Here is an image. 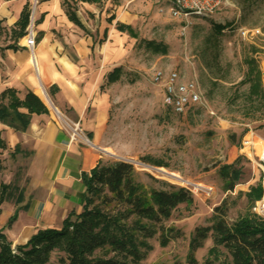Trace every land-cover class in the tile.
Segmentation results:
<instances>
[{
  "label": "rangeland",
  "instance_id": "rangeland-1",
  "mask_svg": "<svg viewBox=\"0 0 264 264\" xmlns=\"http://www.w3.org/2000/svg\"><path fill=\"white\" fill-rule=\"evenodd\" d=\"M232 2L235 8L212 19L190 18L188 24L161 14L160 0H102L86 8L81 4L75 7L88 25L94 26L97 37L109 25L114 26L116 21L109 24V17L113 13L120 16L123 7L136 35L134 39L114 38L125 46L127 58L124 56L120 81L110 86L105 82L102 87L111 104L109 123L101 138L109 153L107 160L132 161L136 181L146 189H162L167 184L191 190L198 188L192 185L213 188L210 196L196 191L193 204H182L173 212L164 223L173 231L166 245L159 234L146 240L141 248L143 264H192L190 259L196 264H220L224 254L221 248L217 255L210 254L212 238L203 248L190 252L193 232L212 225L214 209L224 200L230 209L229 223L253 214L255 204L248 202L246 194L264 184L263 159L257 147L248 142L262 140L264 146V107L247 103L248 86L240 84L248 71L245 61L252 58L258 63L264 87V0ZM219 25L224 27L221 33ZM242 31H255L256 35L244 37ZM152 42L165 46L167 53H154L148 45ZM155 69L177 71L186 79L196 77L208 106L184 115L164 107L161 91L152 82ZM44 103L57 115L52 104ZM146 159L160 162L161 168L182 181L158 172L161 168L148 165ZM232 164L242 175L235 190L225 192L219 170ZM3 172L10 174L14 169L0 161V175ZM5 180L0 177V184ZM61 259H66L65 253L55 250L48 264H62Z\"/></svg>",
  "mask_w": 264,
  "mask_h": 264
},
{
  "label": "crops",
  "instance_id": "crops-1",
  "mask_svg": "<svg viewBox=\"0 0 264 264\" xmlns=\"http://www.w3.org/2000/svg\"><path fill=\"white\" fill-rule=\"evenodd\" d=\"M100 2L0 0V96L11 90L23 102L32 93L48 110L44 114H30L24 107L14 111L8 108V98L0 100V141L5 145L0 147V161L14 169L0 175L7 179L0 184V232L12 248L26 245L39 231L60 230L71 214L82 213L87 199L83 176L109 158L101 138L111 104L102 87L120 81L127 58L125 46L114 38L136 35L117 28L118 24L132 28L129 13L121 7L120 16L109 17V24L116 21L114 26L97 37L94 26L75 7ZM27 4L29 25L18 38L13 30ZM68 5L80 25L70 20ZM31 24L32 51L26 45ZM115 69H120L119 80L110 84L108 77ZM41 91L57 115L44 103ZM20 115L29 122L25 128ZM64 121L79 126L84 143L70 140Z\"/></svg>",
  "mask_w": 264,
  "mask_h": 264
},
{
  "label": "trees",
  "instance_id": "trees-1",
  "mask_svg": "<svg viewBox=\"0 0 264 264\" xmlns=\"http://www.w3.org/2000/svg\"><path fill=\"white\" fill-rule=\"evenodd\" d=\"M77 1L98 3L102 0ZM29 16L30 6L27 4L13 30L16 37L25 35ZM68 16L80 25L69 5ZM117 28L133 33L129 26L118 24ZM217 29L221 33L224 27L219 25ZM148 45L154 53H167L165 46L153 42ZM245 63L248 71L240 84L248 86L246 101L253 107L256 103L264 107V87L258 63L252 58L246 59ZM119 73L120 69H115L109 75L110 84L119 80ZM5 98L9 99L8 108L14 111L24 107L30 114L48 113L46 106L32 93L22 102L14 91L8 90L0 96V100ZM19 117L25 128L29 123L27 117ZM234 139L232 136L231 141L234 142ZM4 146L0 141V147ZM146 161L148 165L163 167L158 161ZM219 174L224 181L225 192H233L242 175L241 169H236V164L222 166ZM83 182L87 187L83 212L71 214L60 230L39 231L26 245L16 248H12L0 232V264H48L55 250L65 253L66 259L60 260L62 264H143L141 248L146 246V240L159 234L162 245H166L173 231L164 223L180 205L194 202L189 190L176 185L146 189L136 181L134 166L124 161L100 162L90 175L83 176ZM6 188L3 186L2 189ZM2 196L3 193L0 200ZM246 197L252 205L260 201L264 197L263 182L252 187ZM229 210L227 200L215 207L212 225L197 227L193 232L190 252L203 248L204 243L212 238L214 246L210 254L217 255L218 248H221V255L224 254L220 264H264V218L253 213L229 223ZM190 262L196 264L194 259H190ZM205 264L214 263L206 261Z\"/></svg>",
  "mask_w": 264,
  "mask_h": 264
},
{
  "label": "built area",
  "instance_id": "built-area-1",
  "mask_svg": "<svg viewBox=\"0 0 264 264\" xmlns=\"http://www.w3.org/2000/svg\"><path fill=\"white\" fill-rule=\"evenodd\" d=\"M36 3L35 1L33 8ZM160 4L159 12L161 14H168L171 18L187 24L190 18L212 19L215 14L221 15L223 11L235 8L232 0H160ZM32 18L31 16V20ZM183 30L185 32V29ZM242 34L244 37H248L249 35L255 37L256 32L242 31ZM34 39V31L31 24L26 36V45L30 51L34 48ZM152 82L161 91L163 106L170 109L176 115H184L195 108L208 106L204 91L196 77L194 79H186L183 74L177 71L155 69L152 75ZM63 123L69 132L71 141L85 142L78 125L71 126L66 121ZM129 164L134 166L132 161H129ZM192 186L195 187L196 185ZM196 187L199 189L194 188L191 190L187 187L185 189L189 190L192 194H195L196 191H201L206 196H210L213 192L212 187L201 185H197ZM252 210L257 216L264 218V197L255 203Z\"/></svg>",
  "mask_w": 264,
  "mask_h": 264
},
{
  "label": "bare ground",
  "instance_id": "bare-ground-1",
  "mask_svg": "<svg viewBox=\"0 0 264 264\" xmlns=\"http://www.w3.org/2000/svg\"><path fill=\"white\" fill-rule=\"evenodd\" d=\"M40 94L42 95V97L48 102L50 103V100L48 99L47 95L45 93H43L42 91L40 92ZM51 104V103H50ZM249 144H252L254 146L257 147L260 156L262 157V159H264V146H263V141L261 140L259 143L256 142H252V141H248ZM158 172L163 173L164 175L170 176V177H174L177 180H182L177 174L175 173H168L166 172L163 168L161 169H156ZM197 186V185H196Z\"/></svg>",
  "mask_w": 264,
  "mask_h": 264
}]
</instances>
